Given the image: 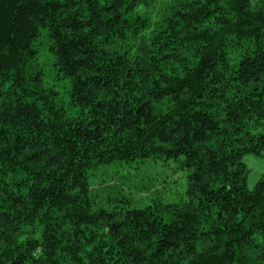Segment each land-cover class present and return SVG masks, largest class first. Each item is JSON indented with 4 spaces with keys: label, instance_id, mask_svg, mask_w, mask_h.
Here are the masks:
<instances>
[{
    "label": "trees",
    "instance_id": "obj_1",
    "mask_svg": "<svg viewBox=\"0 0 264 264\" xmlns=\"http://www.w3.org/2000/svg\"><path fill=\"white\" fill-rule=\"evenodd\" d=\"M263 152L264 0H0V264H264Z\"/></svg>",
    "mask_w": 264,
    "mask_h": 264
},
{
    "label": "rangeland",
    "instance_id": "obj_2",
    "mask_svg": "<svg viewBox=\"0 0 264 264\" xmlns=\"http://www.w3.org/2000/svg\"><path fill=\"white\" fill-rule=\"evenodd\" d=\"M44 73L43 81L45 86H54L60 97L65 96V89L68 83L65 79H59L55 75V70L47 63L42 65ZM242 161L248 168L246 184L248 188H252L259 178L264 176V152L260 155L244 154ZM131 167L126 164L121 167L116 173V176L126 175L131 177V183L135 185L138 182H144L145 185H151L147 192H140V197H146L144 202L147 203V198L150 199L149 192L156 189L157 193L152 195L154 203L159 201V210L157 214L167 219L169 214L164 212L162 207L166 204L178 203L184 197V191L187 185V169H180L178 162L173 159L163 160L160 158H148L139 163H131ZM135 167V169L133 168ZM100 179L98 175H94L90 180L97 182ZM116 180L112 179L109 183L115 185ZM119 181V180H118ZM130 182V181H129ZM126 187V186H125ZM159 190V191H158ZM148 195V197H147ZM152 204L153 202H149Z\"/></svg>",
    "mask_w": 264,
    "mask_h": 264
}]
</instances>
